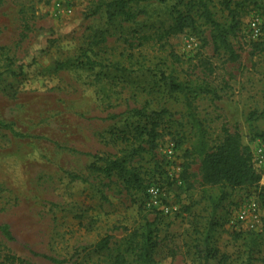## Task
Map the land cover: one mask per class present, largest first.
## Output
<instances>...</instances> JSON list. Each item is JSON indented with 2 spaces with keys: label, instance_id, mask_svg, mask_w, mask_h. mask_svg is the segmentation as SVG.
Listing matches in <instances>:
<instances>
[{
  "label": "rangeland",
  "instance_id": "rangeland-1",
  "mask_svg": "<svg viewBox=\"0 0 264 264\" xmlns=\"http://www.w3.org/2000/svg\"><path fill=\"white\" fill-rule=\"evenodd\" d=\"M100 1L0 0V120L23 135L0 129V226L13 237L0 232V264H9L7 255L25 264H114L117 256L137 264L130 247L147 223L157 242L153 264H264L260 183L235 190L204 185L193 153L198 126L209 149L224 130L237 132L251 155L264 139V0H227L239 21L229 37L235 62L214 51L212 31L201 23L197 32L160 41L146 40L150 32L133 33L169 25L175 1L134 5L135 20L113 24L98 9ZM223 1L209 0V7L229 26ZM86 61L92 69L81 66ZM161 72L208 91L191 100L197 123L183 96L169 93ZM252 112L257 116L249 119ZM155 118L156 148L145 145L147 151L129 162L142 179L139 188L90 171L94 155L119 158L137 146L112 132L132 137ZM256 173L264 186V171ZM150 186L168 213L148 206ZM221 193L227 197L213 212L212 200ZM251 196L260 206L255 228L232 229L229 218ZM106 237L108 245L97 253ZM209 249L215 252L210 257Z\"/></svg>",
  "mask_w": 264,
  "mask_h": 264
},
{
  "label": "trees",
  "instance_id": "trees-1",
  "mask_svg": "<svg viewBox=\"0 0 264 264\" xmlns=\"http://www.w3.org/2000/svg\"><path fill=\"white\" fill-rule=\"evenodd\" d=\"M171 1H175V4L173 5V12L171 13L172 22L169 25L166 26L162 22L158 24L154 23L134 30L133 33L139 35L141 33L150 32L148 35H145L146 40L156 37L158 41H160L163 38L181 34L185 30L197 32L198 25L201 23L202 25L210 27L212 31L211 39L214 51L223 50L231 61L235 62L237 60L238 57L229 43V37L235 34L239 21L236 17V11L231 8L230 2L227 0L223 1V5L232 23L229 26L222 25L214 18L209 7V0H102L100 1L98 9L101 7L105 9L107 22L109 24H113L116 21L129 23L138 16V13L132 10L134 5L143 3L165 5ZM93 14H96V10ZM88 62L89 61H86V63L81 66L92 69L94 66L93 63ZM9 65H11V62ZM9 65L8 67H10ZM159 75L164 84L169 87L170 94H181L183 96L189 117L194 123H197L198 121H196L191 107V100L196 97L197 91H201V89H195L194 87L184 84L171 75L165 76L163 72ZM201 92L208 93L207 90ZM136 114H139V111H136ZM256 116L257 114L252 112L249 115V119L255 118ZM259 117L264 119V109L260 112ZM146 124H149V127H136V133L132 135V137H127L125 133L115 134L112 132L111 135L114 139L126 143L131 142V144L138 143L137 146L132 147L119 158H102L94 155L93 158L95 161L89 166L90 171L103 174L107 178L116 176L127 188H139L142 184V179L135 168L130 166L129 162L135 156L147 151L145 145L148 146L150 150H154L156 148V141L161 137L158 132L159 123L157 118H155V120L151 119L150 122ZM0 129L8 130L16 137H23L22 134L15 131L12 124L4 123L1 120ZM196 132L193 153H195L200 160L199 171L204 185L214 187L223 185L230 190L255 188L258 186L261 176L253 169L252 155L247 147L242 146L240 136L237 132L231 133L228 130H224L221 141L211 149H209L206 134L202 127L198 126ZM145 137L146 139H144ZM177 144L179 145L180 142H177ZM96 161L102 162L103 165H96ZM186 171L187 166L183 169L184 174ZM73 179L81 178L73 176ZM226 197V193H221L219 197L212 200L213 212L219 208ZM0 232L8 241H13V237L7 225L0 226ZM210 232L207 234L205 240L207 247L211 239ZM108 240L109 238L106 237L96 244L97 253H101L104 248H106ZM156 247L157 242L154 238L152 224L147 223L143 233L140 234L139 243L134 247H130V251H137L135 254L137 264H153V252ZM207 254H209L210 257L214 255L215 252L209 249ZM42 257L49 261L60 263V261L50 257ZM4 259L9 264H25L23 260L10 255L5 256ZM114 264H126L125 258L123 256H117L114 260Z\"/></svg>",
  "mask_w": 264,
  "mask_h": 264
},
{
  "label": "built area",
  "instance_id": "built-area-1",
  "mask_svg": "<svg viewBox=\"0 0 264 264\" xmlns=\"http://www.w3.org/2000/svg\"><path fill=\"white\" fill-rule=\"evenodd\" d=\"M253 167L256 172L264 171V139L257 140L255 143V149L252 154ZM260 182V188H263L262 193L264 196V186ZM147 195L150 198L149 207H158L156 198L158 195L157 189L152 186L146 190ZM259 202L255 196L247 197L239 205L234 214L229 218L228 225L237 231H250L255 228V225L259 221L260 209ZM162 212L168 213L169 210L165 207H158Z\"/></svg>",
  "mask_w": 264,
  "mask_h": 264
}]
</instances>
